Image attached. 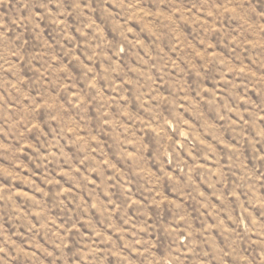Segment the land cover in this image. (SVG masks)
<instances>
[{"label":"rangeland","instance_id":"374dc122","mask_svg":"<svg viewBox=\"0 0 264 264\" xmlns=\"http://www.w3.org/2000/svg\"><path fill=\"white\" fill-rule=\"evenodd\" d=\"M255 18L230 0H53L47 18L0 0L16 47H0V264H141L147 245L247 264L264 247Z\"/></svg>","mask_w":264,"mask_h":264},{"label":"clouds","instance_id":"9594fccd","mask_svg":"<svg viewBox=\"0 0 264 264\" xmlns=\"http://www.w3.org/2000/svg\"><path fill=\"white\" fill-rule=\"evenodd\" d=\"M53 0H30V11L35 10V12H39L42 14L43 17L47 18L48 16V7L51 6ZM223 7V5H222ZM230 7L232 11L234 12L235 15L241 18H250L252 19L254 16L255 17H262L264 18V13L261 14H255L254 9L252 8L251 4H246L245 0H230ZM219 14V13H218ZM254 25H255V30L256 31H261L264 32V25L261 24V19L260 18H255L254 19ZM247 32V29H245ZM0 47H3L5 49H8L11 52L16 51L15 47V41H0ZM20 47H23V43L20 44ZM0 59H3L5 63H7L8 56L7 54L0 55ZM31 59V58H30ZM31 107V106H30ZM34 111V109H32ZM49 117L55 116L54 112H49L48 113ZM34 119L35 117H31ZM45 126L48 128V136H51L53 138L56 137H61L62 138V130L59 126V124H56L55 126L52 123V120H45L44 121ZM44 134L41 133V136ZM44 143H48L47 138L45 137ZM139 241H134L133 243H138ZM7 247V245H5ZM149 248V252L147 256H144L141 259V264H146L147 261H154L155 264H167L166 259L161 255V258L159 261H155V258L152 256L151 252V245H147ZM4 249H0V251H3ZM256 254L251 255V259L247 261V264H264V247L259 248V249H254L253 250ZM61 255H63L61 253ZM8 256V253L5 252L4 258L0 259H6Z\"/></svg>","mask_w":264,"mask_h":264}]
</instances>
